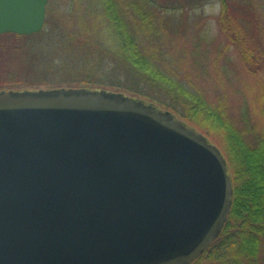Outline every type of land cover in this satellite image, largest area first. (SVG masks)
<instances>
[{"label":"water","instance_id":"obj_1","mask_svg":"<svg viewBox=\"0 0 264 264\" xmlns=\"http://www.w3.org/2000/svg\"><path fill=\"white\" fill-rule=\"evenodd\" d=\"M48 0H0V36ZM234 202L228 162L172 112L106 89L0 90V264H193Z\"/></svg>","mask_w":264,"mask_h":264},{"label":"trees","instance_id":"obj_2","mask_svg":"<svg viewBox=\"0 0 264 264\" xmlns=\"http://www.w3.org/2000/svg\"><path fill=\"white\" fill-rule=\"evenodd\" d=\"M97 1L102 3L103 20L117 36V48L109 51L102 48L100 62L93 67L85 64L81 68L58 61L61 57L54 50L53 55L49 54L50 61L45 71L61 72L60 63L67 69L73 67L79 71L70 73L73 75L70 79L74 80L58 88L106 89L155 103L216 142L232 172L234 202L221 236L193 264L205 261H211L209 264H264V126L256 122L250 108L234 111L227 93L220 88L213 92V98H209L206 90L193 84L187 86L167 72L157 50L148 44L162 38L165 15L171 11L166 0ZM217 1L221 6L217 26L225 39L217 62L232 49L249 74L260 80L264 74L262 8L256 0ZM49 21L47 16L45 26ZM42 33L44 29L30 36L3 34L0 36V53H8L14 61L9 60L11 64L18 60L17 55L25 52L30 61L37 57L45 59L47 57L43 53H47V47L38 53L32 45H27L30 39ZM69 36L66 38L72 39L73 43V47L68 46L72 48L70 51L76 52L78 48L75 47L79 45L85 57L94 62L98 45L84 34ZM21 40L26 43L22 44ZM0 64L2 68L3 64ZM16 67L19 69L20 65ZM7 72V76H0L5 78L1 80L0 89L42 88L51 84L50 77H54L46 74L44 78L27 82L11 71ZM261 104L264 118V91Z\"/></svg>","mask_w":264,"mask_h":264},{"label":"rangeland","instance_id":"obj_3","mask_svg":"<svg viewBox=\"0 0 264 264\" xmlns=\"http://www.w3.org/2000/svg\"><path fill=\"white\" fill-rule=\"evenodd\" d=\"M165 2L168 3L171 11L165 15L166 26L162 28V38L154 39L148 44L157 50L161 64L167 72L186 85L193 84L206 90L209 98H213V92L220 88V91L227 93L225 94L230 99L234 111L239 112L250 108L256 122L260 123L261 127L264 126V118L261 114L264 74L260 76V80H256L232 49L217 62L216 58L225 43L217 26V16L221 8L219 1L166 0ZM256 2L264 13V0H256ZM102 12V3L97 0H48L46 17L49 16V25L45 26L44 33L30 39V44H27L32 45L38 53L47 47V53H43L47 58L40 60L37 57L34 61H30L25 52L17 55V63L11 64L9 60L14 61L9 58L8 53L3 51V54L0 53L2 54L0 63L3 64L2 68L0 67V76H7V71H11L10 73L16 74L17 78L30 82L44 78L48 74V76H54L50 77L52 83L42 88H36L39 87L36 86L0 90H51L58 89L59 86L74 80L70 79L73 77L70 73L79 71L73 67L67 69L65 66L64 68L61 63L59 65L61 72L56 74V71H49V73L45 71L50 61L49 54H52L54 50L58 51L61 57L58 61L78 68L85 64L93 67L100 62L102 48L109 51L118 46L114 29L105 23L101 16ZM81 34L90 37L92 42L98 45L99 50L93 59L94 62L85 57L86 54L79 48L81 46L75 47L78 48L76 52L68 48V46L73 47V43L72 39L66 37ZM21 43L26 42L21 40ZM108 61L111 62V60ZM17 65H20L19 69ZM2 79L5 78L0 77V83ZM211 142L219 148L216 142L212 140ZM209 263L202 262V264Z\"/></svg>","mask_w":264,"mask_h":264}]
</instances>
